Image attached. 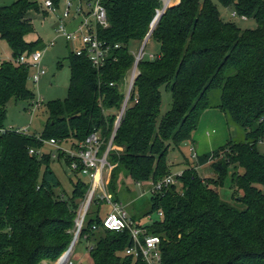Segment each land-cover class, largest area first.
Returning a JSON list of instances; mask_svg holds the SVG:
<instances>
[{"label": "trees", "instance_id": "16d2710c", "mask_svg": "<svg viewBox=\"0 0 264 264\" xmlns=\"http://www.w3.org/2000/svg\"><path fill=\"white\" fill-rule=\"evenodd\" d=\"M216 1L253 20L256 27L241 29L222 20L211 0H180L166 8L149 37L159 45V54L138 63L129 104L115 131L113 145L121 149L108 153L114 167L107 189L119 204L118 175L125 173L136 184H155L171 175L170 145L189 140L206 109H219L246 133V142L228 143L213 153L219 158L218 152L228 149L211 164L217 176L213 182L202 180L190 167L175 176V185L151 196L144 216L161 212L162 218L137 226L161 239L160 264H264V156L255 150L264 141V0ZM52 2L57 6L58 0ZM161 8V0H108V26L99 28L97 35L110 46H120L113 51L115 61L95 70L85 57L70 53L66 97L46 104L41 133L0 134V264L56 261L65 252L77 201L88 190V182L77 179L64 199L55 193L60 184L50 168L51 155L38 157L29 151L50 139L76 148L93 132H99L105 150L116 120L113 111L120 109L124 98L120 87L134 60L128 45L143 42ZM30 10L36 11L37 3L16 0L0 7V40L14 59L41 46L40 41H25L33 32ZM28 76L23 66L1 64L0 128L11 99L33 100L26 86ZM162 87L172 102L159 117ZM62 157L69 165L71 159L64 153L56 160ZM229 172L232 204L216 191ZM104 205L96 198L89 211ZM89 211L79 240H93L91 264H145L125 255L132 245L127 230L102 228L110 210L103 217L98 211L89 216Z\"/></svg>", "mask_w": 264, "mask_h": 264}, {"label": "rangeland", "instance_id": "374dc122", "mask_svg": "<svg viewBox=\"0 0 264 264\" xmlns=\"http://www.w3.org/2000/svg\"><path fill=\"white\" fill-rule=\"evenodd\" d=\"M14 1L16 0H0V7L10 5ZM27 1L29 3H37V10H30L27 12V16L31 19L33 32L25 37V41L27 43L40 41L41 46L37 48V51L43 50L41 65L45 68L46 74L37 84L32 83L28 78L26 86L33 94L34 101L41 100V102L39 103V106L30 113L28 109L31 105V100L11 99L5 108L6 119L4 121V128H12L13 130L21 129L23 131L26 130V134L34 135L41 133L47 119V112L45 108L46 104L51 101L63 100L66 97L70 78V70L66 58L72 52L73 47L67 46L63 38L56 36L54 31L55 20L45 14L42 9V5L45 0ZM173 1L175 0H163L162 4H165L164 8L166 9ZM202 1L203 0H200V2ZM211 1L216 5L222 20L226 22H234L241 29H253L256 27L253 20L241 19L237 16V14L233 15L234 10L231 7L224 8L216 0ZM71 3L72 7L70 8V12H74L77 2L71 0ZM57 5L59 12H61V10L66 7V1L58 0ZM159 13H161L160 10L158 15ZM52 40H54V45L52 47L47 46V44ZM142 43L130 42L128 45L129 52L133 56L138 54L142 48ZM0 53H2L6 59H9V61H11L10 63L15 65L11 50L8 45L1 40ZM143 53V59L144 61H147L148 55L159 54V45L153 40L148 39V42H146L143 46ZM129 73L130 71L125 76L126 80H129L130 78ZM122 87L123 85L120 88ZM123 90L124 88H122V91ZM160 94L161 101L159 107V117L163 116L170 110L172 102L171 95L166 92L163 87L160 88ZM113 114H118V112L114 110ZM244 142H246V133L242 128L228 121L219 109H206L200 116L197 127L191 133L190 139L182 142L178 146L170 145L167 154L169 173L175 177L176 175H179V172H183L185 169L192 167L196 170L197 175L202 180L213 182L214 179H217V176L212 172L211 164L216 162L223 155V153H227L228 149H226V151L218 152L219 158L214 156L215 152L225 147L228 143L241 144ZM69 143L70 142L63 143L61 147L67 149ZM191 148L194 150L193 153L190 151ZM119 149L121 148H118V150ZM255 150L258 154L264 156V141L257 143ZM53 151L54 149L50 146L43 144L42 148L30 150L29 154H36L38 157H41L43 154H50V152L53 153ZM193 154H195V157L192 158ZM50 168L56 175L60 184V189L56 190L55 193L57 195L61 194V196L63 194L62 197L64 199L70 197L73 189V183H75L77 179H81L85 182V178L81 176L76 177V175L70 171L69 166L65 163L64 157L59 159V161L52 159ZM230 171L232 172L234 170L230 169ZM238 172L241 173L242 169L239 168ZM105 177L106 174H104V180ZM227 178L228 179L226 180L224 186L222 188H216V191L222 201L232 204V191L230 190L229 180L230 172L228 173ZM136 185L137 184L135 182L126 177L125 173H120L117 177L115 185L116 195L118 196L119 204L123 207L129 218H131L132 223L134 225L146 226L156 220L158 215L157 213H153L149 217L144 216L145 212L149 209L150 202L153 197L151 198L147 189H142L141 191V188H138ZM140 192L142 194H140ZM87 196L88 194L86 191L83 197L77 201L78 209L76 217L73 219L72 229L69 232L70 237L68 244L66 245L65 252L71 245L76 235L77 241L75 242L67 264H91L89 249L93 246L94 242L92 239L79 240L81 231L78 232L76 225L78 216L86 203ZM89 207L87 211H89ZM108 210H110L109 206L104 205L102 208H99V211L96 210V208H92L88 212V215H94V212L98 211L100 213V217H103ZM99 236H101V234L98 235V237ZM1 261L2 259L0 262ZM57 261L58 259L56 261L42 260L39 264H56Z\"/></svg>", "mask_w": 264, "mask_h": 264}, {"label": "built area", "instance_id": "2783aa9c", "mask_svg": "<svg viewBox=\"0 0 264 264\" xmlns=\"http://www.w3.org/2000/svg\"><path fill=\"white\" fill-rule=\"evenodd\" d=\"M66 7L59 12L58 5L56 6L52 0H45L42 5L43 12L49 15L55 20V33L57 37L64 39L67 46H72L73 53L76 56L85 57L91 66L98 70L109 61H115L113 51L120 48L119 45L110 46L106 42L99 39L97 30L99 28H106L108 26L105 3L108 0H73L77 2L74 12H70L72 7L71 0H65ZM233 15H236L233 12ZM241 19H246L244 16H238ZM150 30V28H149ZM143 40L142 48L133 56V64L130 68L129 80L124 78L123 87V101L120 109L117 111L116 120L111 136L106 144L105 150L102 151V147L105 145L104 140L100 138L99 132H93L88 135L83 142L79 143L76 148H62L63 142H59L53 139L48 141H42L43 144H47L52 149L53 153L50 155L53 159H57L58 153L66 154L71 162L69 163V169L71 172H77L81 177L85 178L88 182L87 198L84 208L80 212L76 225L78 232L81 231L84 218L87 213L88 207L93 200L98 198L109 206V213L102 220V228L113 232H122L127 230L130 233L132 245L125 249L124 253L127 256H131L134 259H141L145 264H160L161 252L160 242L161 239L158 236L147 235L145 230L134 225L129 216L123 209V207L114 203L111 195L107 190L110 173L114 167L108 162V153L112 150H118L113 145V138L115 136L116 128L119 126V122L129 104L131 94L134 89V82L138 75V63L143 59ZM54 40L50 41L47 46L52 47ZM43 51V50H42ZM42 51H33L25 53L14 59V63L17 66H23L29 71L28 78L32 83L37 84L41 78L46 74L45 68L41 65ZM155 55H148L149 60L154 59ZM3 62H11L6 59L2 53H0V66ZM128 71V72H129ZM127 72V73H128ZM111 86L113 84H110ZM121 88V89H122ZM41 100H31V105L28 109L30 113L35 110ZM6 131H16L18 133H25L26 130H13L12 128H0V134H4ZM120 150V149H119ZM194 152L193 148L190 150ZM195 154L192 155V158ZM106 172V173H105ZM104 174H106L104 180ZM176 184V178L172 175L166 176L159 182L151 184L148 189L150 196H155L158 193H162L169 186ZM140 186V184H137ZM159 218H162L161 212L158 214ZM95 230V226L92 227Z\"/></svg>", "mask_w": 264, "mask_h": 264}, {"label": "water", "instance_id": "95a60500", "mask_svg": "<svg viewBox=\"0 0 264 264\" xmlns=\"http://www.w3.org/2000/svg\"><path fill=\"white\" fill-rule=\"evenodd\" d=\"M163 0H161V2H162ZM167 3V2H166ZM164 3L162 4V8L160 9V11H161V14L160 15H158V12H159V10H157L156 11V14H155V17L153 18V20H152V22H151V24H150V30L148 31V33H147V35L145 36V38H144V41L146 42L148 39H149V37H150V35H151V33H152V30H153V28L155 27V25H156V23H157V21L159 20V18L162 16V14L164 13V11H165V8H164ZM156 22V23H155ZM144 42V43H145ZM117 129V128H116ZM75 239H76V236L74 237V239H73V241H72V243H71V245L69 246V248L67 249V251L58 259V261H57V263L56 264H61L64 260H66V258H67V255L70 253V250H71V248H72V246H73V244H74V241H75ZM63 260V261H62ZM62 261V262H61ZM68 261H69V259L68 260H66V262L65 263H63V264H67L68 263Z\"/></svg>", "mask_w": 264, "mask_h": 264}, {"label": "crops", "instance_id": "0c3cea01", "mask_svg": "<svg viewBox=\"0 0 264 264\" xmlns=\"http://www.w3.org/2000/svg\"><path fill=\"white\" fill-rule=\"evenodd\" d=\"M179 2V0H175L173 2H171L170 6H173V5H176L177 3ZM173 4V5H172ZM169 6V7H170ZM181 174V172H179V175ZM177 176V175H176ZM138 188H141V191L142 189H147V192H148V189L150 188L151 184L150 183H145V184H140V186L136 185ZM140 194H142L140 192Z\"/></svg>", "mask_w": 264, "mask_h": 264}, {"label": "bare ground", "instance_id": "6f19581e", "mask_svg": "<svg viewBox=\"0 0 264 264\" xmlns=\"http://www.w3.org/2000/svg\"><path fill=\"white\" fill-rule=\"evenodd\" d=\"M173 5V4H172ZM161 13H159V15H160ZM156 23V22H155ZM78 234V233H77ZM77 241V235H76V239H75V241H74V244H73V246H72V248H71V250H70V253L67 255V258H66V260H68L69 258H70V255H71V252H72V250H73V248H74V245H75V242ZM66 260H62L61 262V264H63V263H65L66 262ZM59 264V263H58Z\"/></svg>", "mask_w": 264, "mask_h": 264}]
</instances>
